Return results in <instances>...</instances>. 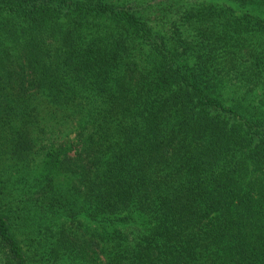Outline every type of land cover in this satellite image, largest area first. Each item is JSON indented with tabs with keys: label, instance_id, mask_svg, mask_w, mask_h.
Masks as SVG:
<instances>
[{
	"label": "trees",
	"instance_id": "1",
	"mask_svg": "<svg viewBox=\"0 0 264 264\" xmlns=\"http://www.w3.org/2000/svg\"><path fill=\"white\" fill-rule=\"evenodd\" d=\"M0 264H264V0H0Z\"/></svg>",
	"mask_w": 264,
	"mask_h": 264
}]
</instances>
